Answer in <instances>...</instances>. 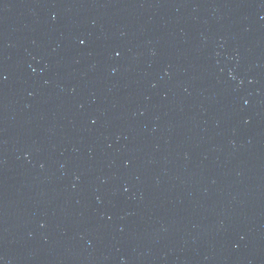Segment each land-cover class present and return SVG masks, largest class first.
<instances>
[{
    "label": "water",
    "instance_id": "obj_1",
    "mask_svg": "<svg viewBox=\"0 0 264 264\" xmlns=\"http://www.w3.org/2000/svg\"><path fill=\"white\" fill-rule=\"evenodd\" d=\"M0 264H264V0H0Z\"/></svg>",
    "mask_w": 264,
    "mask_h": 264
}]
</instances>
